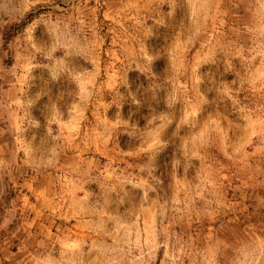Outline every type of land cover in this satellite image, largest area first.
Returning a JSON list of instances; mask_svg holds the SVG:
<instances>
[{
    "label": "rangeland",
    "instance_id": "1",
    "mask_svg": "<svg viewBox=\"0 0 264 264\" xmlns=\"http://www.w3.org/2000/svg\"><path fill=\"white\" fill-rule=\"evenodd\" d=\"M13 65L0 264H264V0H0Z\"/></svg>",
    "mask_w": 264,
    "mask_h": 264
},
{
    "label": "crops",
    "instance_id": "2",
    "mask_svg": "<svg viewBox=\"0 0 264 264\" xmlns=\"http://www.w3.org/2000/svg\"><path fill=\"white\" fill-rule=\"evenodd\" d=\"M14 65L11 67L10 70L0 66V78L2 79V82H0L2 84V86H0V93H7V92H12L13 91V87H11V83L10 85H4L5 84V77H6V73H21L19 69H13ZM4 103L5 102V99H4V95L2 96V98H0V110H3L4 109ZM0 114H1V111H0ZM2 115H0V152L3 150V146H4V139H3V136H4V131H3V127H6V125L3 123L2 121ZM9 147V146H8ZM11 150H14V145L12 143V146H11Z\"/></svg>",
    "mask_w": 264,
    "mask_h": 264
}]
</instances>
